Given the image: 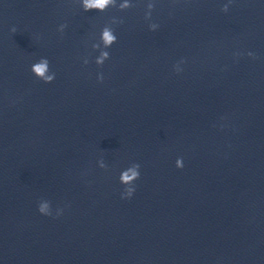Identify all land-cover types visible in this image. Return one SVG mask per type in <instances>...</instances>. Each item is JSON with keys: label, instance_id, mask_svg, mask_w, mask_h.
Listing matches in <instances>:
<instances>
[{"label": "clouds", "instance_id": "clouds-1", "mask_svg": "<svg viewBox=\"0 0 264 264\" xmlns=\"http://www.w3.org/2000/svg\"><path fill=\"white\" fill-rule=\"evenodd\" d=\"M113 2L114 0H83V7L85 11H91L95 9L102 12L107 8L109 4ZM126 6L127 5H124L122 7ZM13 31H15V29H13ZM103 39L106 45H111L115 41L116 37L113 36L109 30L105 29L103 33ZM103 56L106 57L107 53H104ZM97 62L100 63L102 62V60ZM47 70V60H42L40 63H37L33 66L34 73L41 77L46 83H50L51 81H53L54 76L46 75ZM177 167H183V163L179 160L177 161ZM136 168H139V165H137ZM136 168L129 169L121 173L120 181L126 186L122 198H130L135 192L134 182L140 177V172L137 171ZM47 208L48 206L46 204L41 205L38 207V211L43 215H51L52 213L50 211H47ZM60 214L61 213H58L57 215Z\"/></svg>", "mask_w": 264, "mask_h": 264}]
</instances>
